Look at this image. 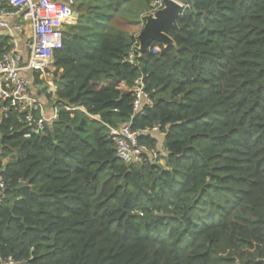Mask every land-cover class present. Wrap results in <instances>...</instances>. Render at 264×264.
<instances>
[{
  "label": "trees",
  "instance_id": "obj_1",
  "mask_svg": "<svg viewBox=\"0 0 264 264\" xmlns=\"http://www.w3.org/2000/svg\"><path fill=\"white\" fill-rule=\"evenodd\" d=\"M154 1L75 0L59 118L31 139L0 120V264H264V0H184L176 46L132 65L125 26ZM142 76L154 106L132 121ZM131 122L166 134L165 165L118 158L109 128Z\"/></svg>",
  "mask_w": 264,
  "mask_h": 264
},
{
  "label": "built area",
  "instance_id": "obj_2",
  "mask_svg": "<svg viewBox=\"0 0 264 264\" xmlns=\"http://www.w3.org/2000/svg\"><path fill=\"white\" fill-rule=\"evenodd\" d=\"M184 12L189 8L184 2ZM156 12L164 7L163 0L152 4ZM75 0H0V30L5 32L7 49L0 57V120L14 119L17 126L11 131L25 139L44 135L59 118V111L47 112L46 105L33 93V83L26 72H41L54 68L55 51L64 45V24L74 18ZM137 46V45H136ZM160 51L159 48L155 52ZM136 65L133 49L128 60ZM56 90L52 89L51 93ZM134 98V115H145L147 108L154 106V100L147 91L145 78L135 81L131 89ZM152 134L164 135L160 127L147 130H133L132 122L120 128H109V135L116 143L118 158L126 163L138 161L147 155L157 161L160 151L150 150L140 142L142 137ZM5 182L0 173V190ZM3 197H0V204ZM6 264H14L9 262Z\"/></svg>",
  "mask_w": 264,
  "mask_h": 264
},
{
  "label": "water",
  "instance_id": "obj_3",
  "mask_svg": "<svg viewBox=\"0 0 264 264\" xmlns=\"http://www.w3.org/2000/svg\"><path fill=\"white\" fill-rule=\"evenodd\" d=\"M163 3L162 9L144 16L145 24L137 36L138 45L134 48L135 53L140 57L146 55L154 43L165 48L176 46L174 39L169 35V31L179 29L178 21L184 12L183 5L176 0H163ZM78 17L79 14L74 12V18Z\"/></svg>",
  "mask_w": 264,
  "mask_h": 264
},
{
  "label": "crops",
  "instance_id": "obj_4",
  "mask_svg": "<svg viewBox=\"0 0 264 264\" xmlns=\"http://www.w3.org/2000/svg\"><path fill=\"white\" fill-rule=\"evenodd\" d=\"M179 1L184 2V0H179ZM148 14L149 13H145L144 15H148ZM140 24L128 25V27H131L134 30L130 29L127 31L130 32L131 34L136 35V37H137L138 33L135 32V29L137 30V28L140 27ZM1 37H6L5 32L4 31L2 32V30H0V38ZM54 70H55V68H52L51 70L46 71L44 74H41L40 75V82L36 81V78H35L36 74L34 72L28 71L25 73V75L33 83V89H32L33 93L35 95H37L42 100V102L46 105L47 112H49V113H51L53 110L57 109L56 107H54V104H56L55 93L57 92V87L55 85V80L53 79V76L48 73V72H53ZM52 89H55L56 92L51 93ZM44 91H46L47 94H44ZM48 95H53L51 101H53L54 103H50ZM3 165L5 166L6 164L3 163ZM1 195H2V192L0 190V197H1ZM14 264H16V263H14Z\"/></svg>",
  "mask_w": 264,
  "mask_h": 264
},
{
  "label": "rangeland",
  "instance_id": "obj_5",
  "mask_svg": "<svg viewBox=\"0 0 264 264\" xmlns=\"http://www.w3.org/2000/svg\"><path fill=\"white\" fill-rule=\"evenodd\" d=\"M75 9V8H74ZM146 16V15H145ZM120 20V19H119ZM121 21V20H120ZM122 22V21H121ZM144 24H145V21H144V17L143 19L141 20V24H140V27L137 28V30L135 29V32L138 33V35L141 33L143 27H144ZM125 29L126 30H134L132 29L131 27H128V25L125 26ZM3 32V31H2ZM137 35V36H138ZM44 94H47L46 91H44ZM159 140H160V146L158 147V151H160V157L158 159V161L160 163H162V165H165V160H164V156H165V152H164V148H163V144H164V140H165V136L164 135H159ZM5 160V161H4ZM2 159L0 157V163H1V166L3 165V163L7 164L9 162L10 159ZM4 166V165H3Z\"/></svg>",
  "mask_w": 264,
  "mask_h": 264
}]
</instances>
